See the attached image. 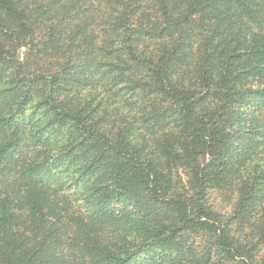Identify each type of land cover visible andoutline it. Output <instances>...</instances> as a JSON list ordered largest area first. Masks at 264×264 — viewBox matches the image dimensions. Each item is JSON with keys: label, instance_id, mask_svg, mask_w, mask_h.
Wrapping results in <instances>:
<instances>
[{"label": "trees", "instance_id": "1", "mask_svg": "<svg viewBox=\"0 0 264 264\" xmlns=\"http://www.w3.org/2000/svg\"><path fill=\"white\" fill-rule=\"evenodd\" d=\"M0 264H264V0H0Z\"/></svg>", "mask_w": 264, "mask_h": 264}, {"label": "rangeland", "instance_id": "2", "mask_svg": "<svg viewBox=\"0 0 264 264\" xmlns=\"http://www.w3.org/2000/svg\"><path fill=\"white\" fill-rule=\"evenodd\" d=\"M210 200L214 203V204H213L214 206L220 204V202H219V198H218V197H214L213 195H211Z\"/></svg>", "mask_w": 264, "mask_h": 264}]
</instances>
